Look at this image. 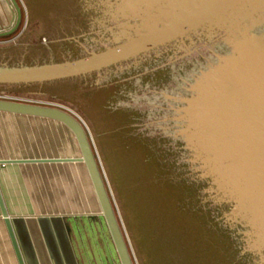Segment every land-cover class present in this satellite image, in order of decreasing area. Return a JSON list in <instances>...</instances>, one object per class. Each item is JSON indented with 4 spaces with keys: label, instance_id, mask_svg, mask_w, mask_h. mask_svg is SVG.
<instances>
[{
    "label": "rangeland",
    "instance_id": "obj_1",
    "mask_svg": "<svg viewBox=\"0 0 264 264\" xmlns=\"http://www.w3.org/2000/svg\"><path fill=\"white\" fill-rule=\"evenodd\" d=\"M17 2L22 23L14 36L0 38V68L75 61L134 37L127 30L134 24L117 0ZM263 9L201 47L146 72L139 65L122 62L61 82L0 86L2 97L62 106L83 121L135 264H250L242 256L246 251L258 257L251 264H264V245L223 156L212 149V153L204 150L205 145L165 126L149 106L143 85V75L200 50ZM13 12L5 0H0L1 33L14 22ZM125 109L138 111L142 118L130 122ZM74 147L65 136V155L73 153ZM197 174L208 177L210 183L195 192L189 182ZM208 199L213 204L234 201L223 223L207 205ZM241 219H247L250 231L242 232L245 237L239 251L242 239L226 243L221 228H232ZM93 235L97 260L118 262L106 229L96 226Z\"/></svg>",
    "mask_w": 264,
    "mask_h": 264
},
{
    "label": "water",
    "instance_id": "obj_2",
    "mask_svg": "<svg viewBox=\"0 0 264 264\" xmlns=\"http://www.w3.org/2000/svg\"><path fill=\"white\" fill-rule=\"evenodd\" d=\"M117 1L141 15L170 0ZM5 2L9 8H13L14 22L0 33V38L14 36L23 18L17 0ZM168 5L176 10L175 15L169 17L170 20L165 21L160 17L143 19L156 24L145 32L132 30L135 34L133 38L103 52L59 64L0 68V86L64 81L99 73L122 62L139 65L142 72H146L213 40L263 7L264 0H174ZM166 6L150 14L162 17L165 15L162 9ZM206 24L209 26H204ZM153 58H164V62L150 68L156 61ZM190 62H195L194 67L186 70L185 64ZM167 67L172 68L171 81L159 87L151 86L147 77H154L156 72ZM181 71L183 75L179 74ZM143 85L149 106L165 126L223 156L247 215L264 245V9L200 50L143 75ZM0 113L55 121L73 135L80 152L79 158L8 160L0 161V166L83 164L118 258L116 264H135L83 121L64 107L2 96ZM0 214L17 264H28L16 237V220L7 215L1 195ZM31 264H36L35 259Z\"/></svg>",
    "mask_w": 264,
    "mask_h": 264
},
{
    "label": "crops",
    "instance_id": "obj_3",
    "mask_svg": "<svg viewBox=\"0 0 264 264\" xmlns=\"http://www.w3.org/2000/svg\"><path fill=\"white\" fill-rule=\"evenodd\" d=\"M0 116H6L0 117V161L80 157L73 135L60 123L5 113ZM65 136L76 146L68 155L64 153ZM50 140L54 141L50 144ZM0 195L7 215L16 220V237L28 264L34 259L36 264H108L97 260L93 230L105 228L108 236V229L82 164L2 165ZM0 264H17L1 214Z\"/></svg>",
    "mask_w": 264,
    "mask_h": 264
},
{
    "label": "trees",
    "instance_id": "obj_4",
    "mask_svg": "<svg viewBox=\"0 0 264 264\" xmlns=\"http://www.w3.org/2000/svg\"><path fill=\"white\" fill-rule=\"evenodd\" d=\"M174 57V56H173ZM155 59L156 61L154 63H152L149 67H153L155 65H158L160 63H163L164 62V58H153ZM166 60V59H165ZM194 64L195 62H190V63H186L185 65V68L186 70H190L191 68L194 67ZM172 68H165L163 70H159L158 72H156L154 74V77L153 75H149L147 78L150 79L149 82L151 83V86H154V87H159L161 85H163V83L165 84L167 81H171V78H172ZM182 74L183 75V71L179 72V74ZM159 76H157V75ZM156 75V76H155ZM161 75V76H160ZM58 82H61V81H58ZM55 83V82H54ZM124 113L128 114L129 115V120H131L130 122H139L140 119L139 118H142L141 117V114H139L138 111H134V110H131V109H125L124 110ZM127 115V116H128ZM127 121V120H126ZM181 144H178V147H180ZM204 150H208L209 152L212 153L211 151V148H209L208 146L205 145V147L203 148ZM199 174L196 175L195 179L194 180H191L189 182L190 186L194 189V191H199L200 189H205L206 187H208L209 183H210V179L208 177H200L198 176ZM205 196H207V194H205ZM198 201V199H197ZM208 202V206H210V208H212L216 214V218L218 219L219 222L223 223L225 221V214L226 213H229L230 211H232L233 207H234V201L232 200H223L221 202H218L217 204H213V201L212 200H207ZM222 230V231H221ZM221 232H222V237H223V240L226 242V243H229L230 245L231 244H235L236 243V240L238 239H242L244 238L245 236L243 235V231H250V227L247 223V219H241L239 221H237V223L234 225L232 224V228L231 227H223L221 228ZM221 236V235H220ZM241 243L236 245L238 246V249L239 251L240 250V245L243 244V239L240 241ZM235 246V248H236ZM232 247V246H231ZM234 248V249H235ZM235 252H236V249H235ZM243 252V251H242ZM243 258L244 259H248V262L251 263H254L255 260L258 261V257H254L250 252H244L243 253Z\"/></svg>",
    "mask_w": 264,
    "mask_h": 264
},
{
    "label": "flooded vegetation",
    "instance_id": "obj_5",
    "mask_svg": "<svg viewBox=\"0 0 264 264\" xmlns=\"http://www.w3.org/2000/svg\"><path fill=\"white\" fill-rule=\"evenodd\" d=\"M186 3H187V1H185ZM167 6L166 7H164L162 10L164 11V13H165V15L164 16H162L161 17V15L159 16V15H155L154 13H153V15H155V16H153L152 14H150L149 12H147V13H144V14H141V15H136V14H134V12L131 10V9H129V8H123L122 9V11H125L126 13H128L129 14V16H130V20H131V22H132V24H134V26H131L130 28H128L127 30L128 31H130V32H132V30H137V31H139V32H142V31H144L145 32V30L147 31V30H149V29H151V28H153L154 27V25L156 24V22H154V21H146V20H143V19H148L149 17H160L161 19H163V20H165V21H168V20H170L169 19V17H173L174 15H175V13H176V10H174L171 6H169L168 4H166ZM149 7H147L146 9H148ZM145 10V9H144ZM121 11V12H122ZM137 12V11H136ZM138 13V12H137ZM222 18V17H221ZM148 22V23H147ZM204 26H209V24H206V25H204ZM143 28H145V29H143ZM131 29V30H130ZM197 30V29H196ZM2 31V30H1ZM1 31H0V33H1ZM6 31V29L3 31V32H5ZM2 32V33H3ZM194 31H192V32H190V34L191 33H193ZM127 34H128V32H127ZM189 34V33H188ZM132 36H134L135 34L134 33H132L131 34ZM122 42V41H121ZM168 44V43H167ZM166 45V44H165ZM106 49H104L103 51H105ZM99 53V52H98Z\"/></svg>",
    "mask_w": 264,
    "mask_h": 264
},
{
    "label": "built area",
    "instance_id": "obj_6",
    "mask_svg": "<svg viewBox=\"0 0 264 264\" xmlns=\"http://www.w3.org/2000/svg\"><path fill=\"white\" fill-rule=\"evenodd\" d=\"M59 107H62V106H59Z\"/></svg>",
    "mask_w": 264,
    "mask_h": 264
},
{
    "label": "bare ground",
    "instance_id": "obj_7",
    "mask_svg": "<svg viewBox=\"0 0 264 264\" xmlns=\"http://www.w3.org/2000/svg\"><path fill=\"white\" fill-rule=\"evenodd\" d=\"M148 23V22H147Z\"/></svg>",
    "mask_w": 264,
    "mask_h": 264
}]
</instances>
